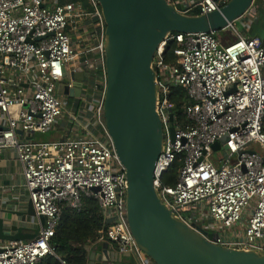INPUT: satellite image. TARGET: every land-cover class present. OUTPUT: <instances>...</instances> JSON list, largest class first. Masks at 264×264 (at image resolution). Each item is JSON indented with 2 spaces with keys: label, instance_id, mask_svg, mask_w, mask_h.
Instances as JSON below:
<instances>
[{
  "label": "built area",
  "instance_id": "1",
  "mask_svg": "<svg viewBox=\"0 0 264 264\" xmlns=\"http://www.w3.org/2000/svg\"><path fill=\"white\" fill-rule=\"evenodd\" d=\"M166 1L185 15L209 14L229 2ZM256 12L254 0L242 18L252 21ZM234 23L221 31L170 33L154 54L156 111L164 136L154 187L174 217L210 242L259 253L264 251V154L251 145L264 149V45ZM105 30L97 0H0V152H16L29 199L37 216L45 217L33 240L0 242V264H40L52 255L50 242L63 207L79 211L84 196L95 198L104 215L98 242L137 253L139 264H153L131 234L128 179L105 128ZM169 42L176 45L174 63L165 58ZM78 72L85 78L80 83L73 78ZM77 84L80 105L68 118L74 123L71 133L81 136L31 139L65 117L69 96L60 87ZM172 86L186 93L182 121L170 100ZM82 111L106 139L87 129ZM177 162L174 185H165L164 174Z\"/></svg>",
  "mask_w": 264,
  "mask_h": 264
},
{
  "label": "water",
  "instance_id": "2",
  "mask_svg": "<svg viewBox=\"0 0 264 264\" xmlns=\"http://www.w3.org/2000/svg\"><path fill=\"white\" fill-rule=\"evenodd\" d=\"M97 2L106 25L105 128L128 179L127 220L138 248L155 264H264V251L216 245L174 217L154 187V170L164 141L151 67L155 52L170 33L224 30L242 18L254 0H229L220 10L202 15L181 14L166 0ZM73 78L80 83L84 73L78 72ZM80 88L77 84V88L67 90L62 85L59 92L77 98ZM219 146L217 143L214 149ZM92 190L97 193L100 188ZM23 214L37 217L31 201ZM38 218L40 224L33 234H6L0 221V242L34 239L45 224V217ZM103 254L107 260L112 257L108 250Z\"/></svg>",
  "mask_w": 264,
  "mask_h": 264
},
{
  "label": "trees",
  "instance_id": "3",
  "mask_svg": "<svg viewBox=\"0 0 264 264\" xmlns=\"http://www.w3.org/2000/svg\"><path fill=\"white\" fill-rule=\"evenodd\" d=\"M71 1L73 0H58L60 4H66ZM260 14L261 21L258 28L254 27V29H251L250 32H247V36L260 38L264 45L263 10H260ZM175 48L176 45L174 42L167 44L165 49L166 62H176V57L173 52ZM172 91L170 100L178 107V118L182 121L181 107L186 100V93L178 86H172ZM180 166L181 163L177 162L164 174L163 182L165 185H174ZM103 227L104 215L95 198L84 196L82 207L79 211L64 206L61 221L57 227L55 236L50 242L54 253L47 255L40 264H92L96 258V254H92L88 246L92 242H96L95 244H97L99 231ZM100 257L101 259L106 258L103 251L102 254L100 253Z\"/></svg>",
  "mask_w": 264,
  "mask_h": 264
},
{
  "label": "crops",
  "instance_id": "4",
  "mask_svg": "<svg viewBox=\"0 0 264 264\" xmlns=\"http://www.w3.org/2000/svg\"><path fill=\"white\" fill-rule=\"evenodd\" d=\"M81 118H85V122L83 121V123H87V129L106 139V134L102 129L89 123V114L82 111ZM65 121L66 119L64 118L60 119L50 129L49 132L53 134L46 141L81 136V132L72 134L70 126ZM46 134H35L31 139L38 140V136H46ZM22 172V166L17 158L16 152L13 149L2 150L0 152V221L3 222V229L6 234H16L18 231H21L23 234H33V230L40 224L38 216L26 217L23 214L27 211V203L30 199L24 187L25 181Z\"/></svg>",
  "mask_w": 264,
  "mask_h": 264
},
{
  "label": "rangeland",
  "instance_id": "5",
  "mask_svg": "<svg viewBox=\"0 0 264 264\" xmlns=\"http://www.w3.org/2000/svg\"><path fill=\"white\" fill-rule=\"evenodd\" d=\"M50 1H57L58 0H50ZM62 4V3H61ZM255 6L257 7V14L256 17L252 19V21L250 20V17H244L240 20L235 21L234 25L235 27L239 30V31H243V32H250L251 29H254V27L258 28L260 21H261V14H260V10H263V6H264V0H255ZM257 25V26H256ZM225 37L228 38L229 40H232V35L230 33H225ZM84 89H86V91L91 92V90L88 89V86H84ZM85 95V93H84ZM64 100L67 101V105H66V114L64 119H66V123L69 126H72V124H74L70 118H68L69 114L68 112H74L76 113V111L78 110V107L80 105V100L79 98H72V97H64ZM177 111V108H176ZM91 117V116H89ZM69 119V122H68ZM65 123V124H66ZM53 133H48L46 134V136H38V140H49L51 138V135ZM55 135V133H54ZM251 148L254 149L256 152L260 153V154H264V149L258 145V144H252ZM234 160V159H233ZM205 224L206 221H199L196 220L194 222V224ZM97 240V244H98ZM96 242H92L89 244L88 248L89 250H91V253H95L96 254V258L94 259V261L92 262V264H117L118 262L121 263H130V264H139V257L137 255V253H121L117 248L116 245L112 242H104V243H99L98 245L95 244ZM97 245V246H96ZM104 250H108V252L110 253V255L112 256L110 260H107L106 258L100 259V253L102 254V251ZM154 264V262H153Z\"/></svg>",
  "mask_w": 264,
  "mask_h": 264
}]
</instances>
